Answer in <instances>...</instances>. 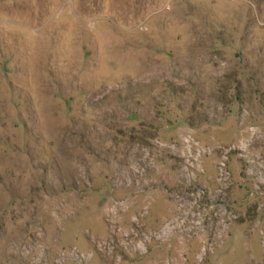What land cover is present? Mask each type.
Listing matches in <instances>:
<instances>
[{
  "label": "rangeland",
  "instance_id": "374dc122",
  "mask_svg": "<svg viewBox=\"0 0 264 264\" xmlns=\"http://www.w3.org/2000/svg\"><path fill=\"white\" fill-rule=\"evenodd\" d=\"M0 264H264V0H0Z\"/></svg>",
  "mask_w": 264,
  "mask_h": 264
}]
</instances>
